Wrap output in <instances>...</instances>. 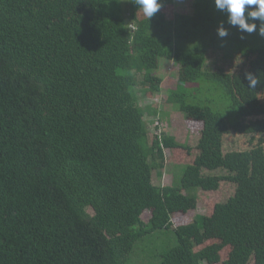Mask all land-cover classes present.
Returning <instances> with one entry per match:
<instances>
[{"label":"trees","instance_id":"trees-1","mask_svg":"<svg viewBox=\"0 0 264 264\" xmlns=\"http://www.w3.org/2000/svg\"><path fill=\"white\" fill-rule=\"evenodd\" d=\"M187 1L158 0L149 19L134 0H0V264H130L139 251L203 264L225 248L227 264H264L261 24L242 32L214 0ZM163 62L176 69L165 102L200 126L195 144L148 130ZM166 149L191 158L172 185ZM223 183L233 193L209 225L174 227Z\"/></svg>","mask_w":264,"mask_h":264},{"label":"rangeland","instance_id":"rangeland-1","mask_svg":"<svg viewBox=\"0 0 264 264\" xmlns=\"http://www.w3.org/2000/svg\"><path fill=\"white\" fill-rule=\"evenodd\" d=\"M189 2L187 0H177V6L181 9H185L188 7ZM176 69L172 64H166L165 62L160 64V68L157 72L158 76L162 80V92L155 95L152 98L150 103L157 107L158 114L153 116H146V123L148 124V130H150L153 134L166 133L173 138L176 139L179 143H189L190 145L195 144L196 138L198 137V130L200 126L198 124H194L193 122L187 121L185 117L177 112L174 109L166 104V92L174 87V79L173 75H175ZM159 119V121H157ZM154 121L153 123H151ZM158 125V130L156 126ZM240 137H236L238 140ZM228 145V144H227ZM238 146V145H237ZM236 146H227L226 149H234ZM165 157V167L163 170V175L160 183L162 185H172L175 183L176 177L180 175V169L175 166L180 162H188L190 161V157L185 153L184 150L181 149H166L164 151ZM233 193L232 185L228 183H223L221 186L213 192H199L196 209L193 212H190L187 215H177L173 219L174 227L188 223L192 218L196 215H203L207 219V225L210 224V218L213 207L216 203L226 200ZM149 218V213L145 212L143 214L142 219L147 220ZM174 237V236H173ZM207 237V236H205ZM165 239L161 238L156 240L157 244H160ZM207 242L206 244H208ZM155 244L151 243V247L154 249ZM139 257H133L131 259L130 264H147L148 260L142 258L144 257L141 254V251L138 252ZM227 254L228 249H222L219 252L217 259L209 260L207 263L203 264H227Z\"/></svg>","mask_w":264,"mask_h":264},{"label":"clouds","instance_id":"clouds-1","mask_svg":"<svg viewBox=\"0 0 264 264\" xmlns=\"http://www.w3.org/2000/svg\"><path fill=\"white\" fill-rule=\"evenodd\" d=\"M134 3L143 9L149 19L162 7L158 0H134ZM214 4L217 10L227 15L230 25L238 27L242 32L252 33L257 31L255 21H259L260 34L264 35V0H214ZM217 34L224 38L228 36V31L221 25ZM245 78L250 88H256L260 83L252 73H247Z\"/></svg>","mask_w":264,"mask_h":264}]
</instances>
